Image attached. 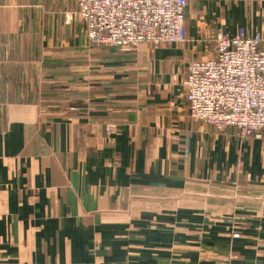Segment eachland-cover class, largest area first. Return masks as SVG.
<instances>
[{
	"label": "crops",
	"instance_id": "0c3cea01",
	"mask_svg": "<svg viewBox=\"0 0 264 264\" xmlns=\"http://www.w3.org/2000/svg\"><path fill=\"white\" fill-rule=\"evenodd\" d=\"M77 4L0 0V264H264V135L182 86L220 34L264 46V0H188L186 41L129 51Z\"/></svg>",
	"mask_w": 264,
	"mask_h": 264
},
{
	"label": "built area",
	"instance_id": "2783aa9c",
	"mask_svg": "<svg viewBox=\"0 0 264 264\" xmlns=\"http://www.w3.org/2000/svg\"><path fill=\"white\" fill-rule=\"evenodd\" d=\"M90 43L137 49L147 43L184 42L188 0H77ZM244 29L216 37V53L193 60L182 80L194 120L243 137L264 135V46Z\"/></svg>",
	"mask_w": 264,
	"mask_h": 264
},
{
	"label": "rangeland",
	"instance_id": "374dc122",
	"mask_svg": "<svg viewBox=\"0 0 264 264\" xmlns=\"http://www.w3.org/2000/svg\"><path fill=\"white\" fill-rule=\"evenodd\" d=\"M78 5V4H77ZM77 9H78V6L72 11V12H68L67 13V19L69 20L70 19V17H71V22H73V21H78V22H80V23H82V21L79 19V17H78V14H77ZM70 13V14H69ZM69 16V17H68ZM83 24V23H82ZM84 28H85V26H84ZM91 44H93V43H91ZM95 45V44H94ZM98 46V45H97ZM107 46H110V45H107ZM153 46V45H152ZM114 47H116V46H114ZM155 47V46H154ZM118 48V47H117ZM119 49H121V48H119ZM123 50V49H122ZM133 50H136V49H133ZM127 51H129V50H127Z\"/></svg>",
	"mask_w": 264,
	"mask_h": 264
}]
</instances>
